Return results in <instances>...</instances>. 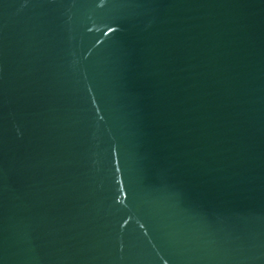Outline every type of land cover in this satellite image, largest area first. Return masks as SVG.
<instances>
[{"label": "water", "instance_id": "water-1", "mask_svg": "<svg viewBox=\"0 0 264 264\" xmlns=\"http://www.w3.org/2000/svg\"><path fill=\"white\" fill-rule=\"evenodd\" d=\"M0 264H264V0H0Z\"/></svg>", "mask_w": 264, "mask_h": 264}]
</instances>
